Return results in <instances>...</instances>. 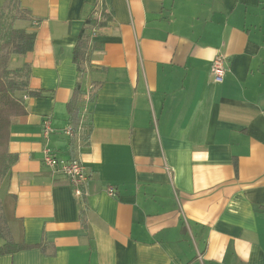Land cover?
<instances>
[{
  "label": "crops",
  "instance_id": "crops-1",
  "mask_svg": "<svg viewBox=\"0 0 264 264\" xmlns=\"http://www.w3.org/2000/svg\"><path fill=\"white\" fill-rule=\"evenodd\" d=\"M17 1L36 39L11 60L42 96L18 94L0 186L3 234L30 248L0 264H264V0ZM47 147L85 165V196Z\"/></svg>",
  "mask_w": 264,
  "mask_h": 264
},
{
  "label": "trees",
  "instance_id": "trees-1",
  "mask_svg": "<svg viewBox=\"0 0 264 264\" xmlns=\"http://www.w3.org/2000/svg\"><path fill=\"white\" fill-rule=\"evenodd\" d=\"M14 6L19 12L17 16L8 17L6 7L0 9V185L11 167L17 162L18 156L9 152L11 138L12 119L26 113L23 98L19 93H25L31 97H40L42 92L31 91L30 65L25 64L21 68L10 69L9 63L13 56H25L34 50L36 33L28 32L15 27L17 20H27L28 12L19 7L17 0H10L8 6ZM93 21L88 20L91 24ZM84 30L75 47L74 62L80 72H83L82 64L86 56L87 37ZM79 92L73 96L69 103L71 120L78 118V102L81 97ZM0 218L4 222L3 216ZM3 240V243L1 242ZM30 246L18 244L8 240L0 228V256L14 254L29 249Z\"/></svg>",
  "mask_w": 264,
  "mask_h": 264
},
{
  "label": "built area",
  "instance_id": "built-area-1",
  "mask_svg": "<svg viewBox=\"0 0 264 264\" xmlns=\"http://www.w3.org/2000/svg\"><path fill=\"white\" fill-rule=\"evenodd\" d=\"M226 73L224 58L217 57L214 60L213 74L216 81H222ZM43 136L48 139L52 133V122L46 119L43 124ZM67 134L74 137L75 131L72 127L67 130ZM43 162L46 167L55 173L66 176L73 187L74 194L77 198H82L86 194V189L90 180L85 165L77 159L66 161L54 156L53 152L47 147L44 149ZM108 193L115 196L116 190L113 187L108 188Z\"/></svg>",
  "mask_w": 264,
  "mask_h": 264
},
{
  "label": "rangeland",
  "instance_id": "rangeland-1",
  "mask_svg": "<svg viewBox=\"0 0 264 264\" xmlns=\"http://www.w3.org/2000/svg\"><path fill=\"white\" fill-rule=\"evenodd\" d=\"M5 11H6L8 17L14 16V15L17 16L19 14V12L16 10V8L13 5L7 6ZM16 25H18V23H16ZM17 65H18L17 62H15V61L13 62V60H10V63H9L10 69H15L17 67ZM3 180H2V182H3ZM2 182H1V184H2ZM0 214H1V211H0ZM0 228H1L3 233H6V224H5V221L3 222V220L1 218H0Z\"/></svg>",
  "mask_w": 264,
  "mask_h": 264
}]
</instances>
